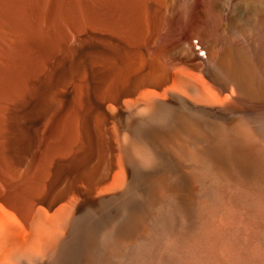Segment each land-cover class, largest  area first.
<instances>
[{"label": "bare ground", "instance_id": "bare-ground-1", "mask_svg": "<svg viewBox=\"0 0 264 264\" xmlns=\"http://www.w3.org/2000/svg\"><path fill=\"white\" fill-rule=\"evenodd\" d=\"M0 264H264V0H0Z\"/></svg>", "mask_w": 264, "mask_h": 264}]
</instances>
